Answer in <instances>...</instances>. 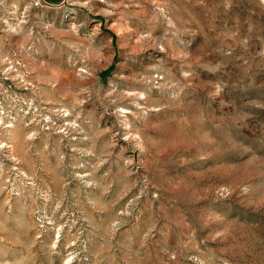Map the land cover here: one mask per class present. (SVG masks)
<instances>
[{
  "label": "rangeland",
  "instance_id": "rangeland-1",
  "mask_svg": "<svg viewBox=\"0 0 264 264\" xmlns=\"http://www.w3.org/2000/svg\"><path fill=\"white\" fill-rule=\"evenodd\" d=\"M0 264H264V0H0Z\"/></svg>",
  "mask_w": 264,
  "mask_h": 264
}]
</instances>
